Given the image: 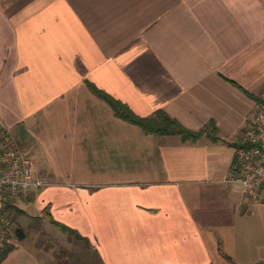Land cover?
Returning <instances> with one entry per match:
<instances>
[{
  "label": "crops",
  "instance_id": "crops-1",
  "mask_svg": "<svg viewBox=\"0 0 264 264\" xmlns=\"http://www.w3.org/2000/svg\"><path fill=\"white\" fill-rule=\"evenodd\" d=\"M90 85L222 140L148 134ZM263 94L264 0H0V118L43 209L72 196L116 240L106 264L264 262V203L229 182ZM25 239L0 264H46Z\"/></svg>",
  "mask_w": 264,
  "mask_h": 264
},
{
  "label": "built area",
  "instance_id": "built-area-1",
  "mask_svg": "<svg viewBox=\"0 0 264 264\" xmlns=\"http://www.w3.org/2000/svg\"><path fill=\"white\" fill-rule=\"evenodd\" d=\"M242 140L244 146L235 150V169L229 182L240 185L247 198L264 203V94L255 102ZM48 185L38 177L35 163L0 118V251L13 244L10 205H17L30 188L37 190Z\"/></svg>",
  "mask_w": 264,
  "mask_h": 264
},
{
  "label": "rangeland",
  "instance_id": "rangeland-1",
  "mask_svg": "<svg viewBox=\"0 0 264 264\" xmlns=\"http://www.w3.org/2000/svg\"><path fill=\"white\" fill-rule=\"evenodd\" d=\"M44 190L43 187L39 190L30 188L28 195L18 200V207L14 213L17 220L14 224L12 245L19 244L17 230L21 229L26 238L24 247L46 264H106V251L110 254L106 248L114 244L116 240L113 242L111 237L107 243L104 236L97 234H101V231H97L95 213L90 205H88L86 220L78 219L79 204L72 196L67 199V201L70 200L67 204L56 205L54 209H47L48 205H46L43 209V201L46 200L43 197ZM59 208L64 209L65 213L59 212ZM46 210L62 225L74 228L84 238L83 241L79 242L76 237L65 234L52 224L45 215ZM84 213L82 209V215ZM106 229L112 230L110 226Z\"/></svg>",
  "mask_w": 264,
  "mask_h": 264
},
{
  "label": "trees",
  "instance_id": "trees-1",
  "mask_svg": "<svg viewBox=\"0 0 264 264\" xmlns=\"http://www.w3.org/2000/svg\"><path fill=\"white\" fill-rule=\"evenodd\" d=\"M235 86L238 85L235 84ZM90 87L94 94H96L99 98L103 99L111 106L118 118L142 128L148 134H153L160 137H179L181 138L183 143L192 144H196L205 138L211 140L212 142H219L222 140L219 136V130L213 122H211L207 127L203 128L202 130L192 131L184 127L178 120L171 117L163 110L156 112L155 115L150 117H141L137 115L128 105L122 103L119 100H116L115 98L101 91L94 85H90ZM238 87L241 90H244L240 86ZM253 98L255 99V101L259 100V96H255ZM243 146L244 144L242 139L241 141L236 142L237 148ZM10 206L13 215V224H15L17 217L14 215V213L17 210L18 204H11ZM46 212L47 210L45 211V213ZM45 215L49 218L52 224L60 228L63 232L69 234L71 237H76L79 242L83 241L84 238L80 236L75 230L66 225H62L60 222L56 221L50 214H48V212ZM17 236L20 238V240L25 239V235L23 233V230L21 229L17 230ZM14 247V245H10L5 250L0 251V263L7 258L9 253L13 251ZM258 264H264V262Z\"/></svg>",
  "mask_w": 264,
  "mask_h": 264
}]
</instances>
